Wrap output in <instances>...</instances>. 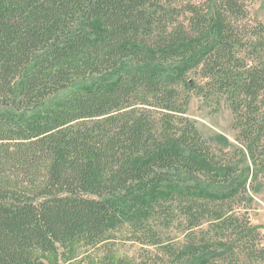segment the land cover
Masks as SVG:
<instances>
[{
	"label": "trees",
	"instance_id": "trees-1",
	"mask_svg": "<svg viewBox=\"0 0 264 264\" xmlns=\"http://www.w3.org/2000/svg\"><path fill=\"white\" fill-rule=\"evenodd\" d=\"M250 1L0 0V264L105 244L135 203L141 250L100 264H231L238 251L264 264L233 206L264 170V23ZM197 71L230 102L252 172L186 115ZM177 222L182 243L157 227Z\"/></svg>",
	"mask_w": 264,
	"mask_h": 264
},
{
	"label": "rangeland",
	"instance_id": "rangeland-1",
	"mask_svg": "<svg viewBox=\"0 0 264 264\" xmlns=\"http://www.w3.org/2000/svg\"><path fill=\"white\" fill-rule=\"evenodd\" d=\"M203 1L207 4L206 0ZM248 9L251 19L264 23V0H251L248 4ZM181 19H184V17H181ZM239 53L241 57H250L247 55V48H242ZM261 61L264 63L263 51ZM252 62L253 60L249 61V63L253 64ZM199 72H191L188 76L193 81L188 84L189 87L185 91L189 95L186 115L213 146L218 156L237 162L245 173L252 172L251 157L245 142L238 139L239 129L235 124L237 118L230 102L224 95L212 93L206 96L207 90L204 89V84L207 79L202 77ZM85 80L90 79H80L75 83ZM73 86L69 87L67 91H70ZM200 88L201 92L198 93L197 90ZM257 152L261 157V163H264V136ZM250 182L248 194L244 195L245 197H239L233 206L241 216L244 215L248 218L250 223L258 229L264 245V170L257 179L250 178ZM186 183L189 184L188 182ZM139 205L140 203H135L131 209L133 213H125L120 217L121 221L112 229V238L105 244L92 246L84 239L79 238L65 248H59L52 253L38 251L36 256L41 260L42 264H100L107 250L116 257L135 258L142 248L139 242L131 238L132 220L140 210ZM157 225L158 229L164 234V238L170 234L176 243H182L185 239V223L179 224L177 222L170 229L160 227L159 223ZM258 244L262 246L261 243ZM247 261L248 259L245 255L238 251L231 264H236L237 262L244 264Z\"/></svg>",
	"mask_w": 264,
	"mask_h": 264
}]
</instances>
